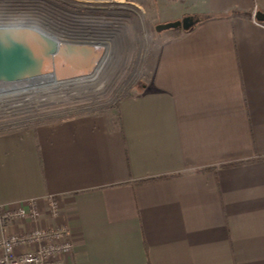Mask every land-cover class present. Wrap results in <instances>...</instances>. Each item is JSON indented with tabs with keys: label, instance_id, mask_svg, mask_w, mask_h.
Returning a JSON list of instances; mask_svg holds the SVG:
<instances>
[{
	"label": "crops",
	"instance_id": "obj_1",
	"mask_svg": "<svg viewBox=\"0 0 264 264\" xmlns=\"http://www.w3.org/2000/svg\"><path fill=\"white\" fill-rule=\"evenodd\" d=\"M258 11L264 0H193L166 21L198 23L164 32L137 91L102 111L82 98L72 116L0 126V208L37 200V225L70 227L73 250L55 264H264ZM107 33L91 40L108 48Z\"/></svg>",
	"mask_w": 264,
	"mask_h": 264
},
{
	"label": "built area",
	"instance_id": "obj_2",
	"mask_svg": "<svg viewBox=\"0 0 264 264\" xmlns=\"http://www.w3.org/2000/svg\"><path fill=\"white\" fill-rule=\"evenodd\" d=\"M93 1L98 4L107 2L106 0ZM75 15L76 19H69L61 13L57 15L56 12L38 8L36 5H28L17 0H0V26H38L37 23L42 25L43 22L47 27L42 28L50 30L55 27L54 20H57L58 25L65 30V33L60 31L62 37L64 35L67 38L65 41H77L79 37L83 41H91L94 28L87 27L89 21L80 16L82 13H75ZM59 39L64 41L61 37ZM50 76L53 75H44L35 80L21 82L8 89L0 90V126H14L39 117L38 114L44 112L68 111L71 101L56 100L51 90L45 88V91L38 95L29 91L37 80L41 78L49 80ZM62 78L56 77L57 80H62ZM56 107L57 110H55ZM47 204L52 217L56 218L62 213L57 197L49 196ZM41 214L37 200H31L26 206L17 210L0 208V264H55L57 258L72 252L74 242L70 227L67 224L40 227L35 222L41 218ZM17 218L30 220L35 227L27 232L10 233L7 231L8 227Z\"/></svg>",
	"mask_w": 264,
	"mask_h": 264
},
{
	"label": "rangeland",
	"instance_id": "obj_3",
	"mask_svg": "<svg viewBox=\"0 0 264 264\" xmlns=\"http://www.w3.org/2000/svg\"><path fill=\"white\" fill-rule=\"evenodd\" d=\"M17 1L24 2L28 5H36L41 9H48L56 12L57 15L61 13L62 16L69 19H76L77 16L75 13H82L80 16L89 21L87 27L94 29L103 28L108 32L107 34L109 36L105 41L106 44L109 45L108 47H110V50L104 62L101 66H98V72H100L99 70H101L102 67L106 68L101 72L99 77L100 80H95L94 83L89 84H79V86L73 85V87H79V89L84 90L97 88V85L107 80L103 78L109 75L111 76L110 85L105 87L97 95L90 93L83 95L80 97L81 99L71 98V100H68L71 101V106L80 104L78 100H82V98H88L84 103L85 107H90L87 111H102L114 105L118 99L128 91L126 90L128 87L137 91L139 87V73L144 68V62L146 59L153 56L154 50L161 41L160 38L165 40L164 37L166 33L164 32L171 30L168 29L157 32L155 30L156 25L172 22L166 21L170 15L169 12L173 14L178 8L185 9L186 6L193 2V0H106L107 2L105 4H98L93 3V0H86L87 2L83 0ZM73 87H70V90H73ZM96 97L98 98L93 100ZM55 110H57V107ZM79 110L78 107L71 106L68 111H60L61 113L59 111L44 112L43 114H38L39 117L31 118L26 122L18 124H28L44 119L68 117L74 115ZM62 112L64 114H62ZM56 113L58 114L56 115ZM15 221H25L29 223L28 229L20 232H27L35 227V224L27 219L17 218Z\"/></svg>",
	"mask_w": 264,
	"mask_h": 264
},
{
	"label": "water",
	"instance_id": "obj_4",
	"mask_svg": "<svg viewBox=\"0 0 264 264\" xmlns=\"http://www.w3.org/2000/svg\"><path fill=\"white\" fill-rule=\"evenodd\" d=\"M255 18L264 23V11ZM198 23L192 15L156 25L155 30H189ZM95 44V43H94ZM92 42L61 41L56 35L34 25L0 26V90L44 75L62 78V72L85 70L90 64Z\"/></svg>",
	"mask_w": 264,
	"mask_h": 264
},
{
	"label": "bare ground",
	"instance_id": "obj_5",
	"mask_svg": "<svg viewBox=\"0 0 264 264\" xmlns=\"http://www.w3.org/2000/svg\"><path fill=\"white\" fill-rule=\"evenodd\" d=\"M118 2H121V1H118ZM58 24H59V22L57 20H54L53 25L55 27L53 26L54 28H51V29L49 27L50 30H46V31H48L49 33H52V34L56 35L58 38L61 37V39H64V41H65V40H67V38L64 35H63V37H64L63 38L62 37V33H60L61 30L65 33V30H63L62 29V26H59ZM37 25H38V27H47V26H45V23H43V22H42V25H39L38 23H37ZM81 39L82 38L79 37V39L77 40V42L85 43V41H83ZM98 44H96V42L93 41V45H91V46H93L94 48L90 52V55H91L90 58H92L94 61H90V65L88 67H86L85 70L82 69L80 71V69H79L78 71H75L74 70L73 72H70V71H67L66 72L65 71V72L61 73V74H63V78H62L63 81L62 80L61 81L60 80H57L55 76H50L49 80L44 79V78L43 79L41 78V79L37 80L34 83V85L32 84V86L29 88L30 89L29 91L32 92L33 94L34 93H37L36 95H38L39 93L44 92L45 91V88H47V89L51 90L52 95H53V97L56 100H60V99L71 100V98L72 99L73 98L74 99H78V98L82 97L79 94V91L77 92V91H74V90H70V86H68V83L69 84H75L77 81H75V80H69L70 79L69 76L70 75L73 76V74H76L78 72L80 73V72H85L86 71L87 72L86 73L87 75L85 77H83V79H85V80L79 81L80 84H84V83H88V84L89 83H94V80H96V79H98L100 77L101 72L104 71L106 68L102 67V69L99 70L100 72H98V70L95 71L96 63L98 61H100L101 59H105L106 56L109 53H107V48H104L105 46H103V44H100V43H98ZM109 57H111V56H109ZM65 75H68V76H65ZM108 79H110V77ZM108 79L106 81H104V83L99 84V86L97 87V89L104 88L108 84ZM57 85H60V86L57 87ZM63 85H64V87H66V88L68 87V88L67 89H64L63 88Z\"/></svg>",
	"mask_w": 264,
	"mask_h": 264
},
{
	"label": "flooded vegetation",
	"instance_id": "obj_6",
	"mask_svg": "<svg viewBox=\"0 0 264 264\" xmlns=\"http://www.w3.org/2000/svg\"><path fill=\"white\" fill-rule=\"evenodd\" d=\"M71 42H75V43H78L77 41H71ZM110 50V47H108L107 48V53H108V51ZM104 62V59H101L100 61H98L97 63H96V67H95V71H97L98 69H99V67L98 66H101V64ZM99 63V64H98ZM98 64V65H97ZM63 73V72H62ZM87 72L85 71V72H78V73H76V74H73V76L72 75H70L69 76V80H75V81H77L75 84H69L68 83V86H70V87H73V85H75V86H79V81L81 80V77L83 76H86L87 74H86ZM53 76H56V75H54V74H52ZM65 76H68V75H65ZM74 77V78H73ZM67 79V78H66ZM67 85V84H66ZM58 86H60V85H57V87ZM62 86V85H61ZM63 87H64V85H63ZM73 88H75V87H73ZM89 109V108H88ZM61 113V112H60ZM58 113H56V115H57ZM62 114H64L63 112H62Z\"/></svg>",
	"mask_w": 264,
	"mask_h": 264
},
{
	"label": "trees",
	"instance_id": "obj_7",
	"mask_svg": "<svg viewBox=\"0 0 264 264\" xmlns=\"http://www.w3.org/2000/svg\"><path fill=\"white\" fill-rule=\"evenodd\" d=\"M143 181H146V180H143Z\"/></svg>",
	"mask_w": 264,
	"mask_h": 264
}]
</instances>
